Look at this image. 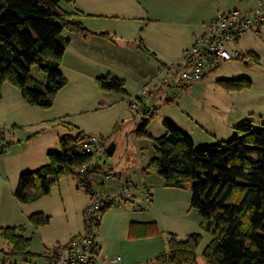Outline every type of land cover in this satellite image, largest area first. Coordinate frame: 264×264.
Masks as SVG:
<instances>
[{
  "label": "rangeland",
  "instance_id": "obj_1",
  "mask_svg": "<svg viewBox=\"0 0 264 264\" xmlns=\"http://www.w3.org/2000/svg\"><path fill=\"white\" fill-rule=\"evenodd\" d=\"M250 1L246 0L242 9L253 6ZM260 30L259 34L247 33L239 44L236 42L228 44L227 49L230 53L234 55L236 52L234 49L237 47L241 51L240 55L212 70L208 78L193 83L188 90L177 89L175 99L170 104L163 105L166 106L163 107V112H167L175 119L186 118L189 121L196 119L193 120V124H196V129L202 132L210 131V128L204 124L206 122L198 118V115H203L213 123H216L214 120L221 122L232 118L239 123L238 126L252 123L255 130H261L264 124V21ZM250 50L256 51L261 56L259 63L249 58ZM109 71L110 68H106L102 73L106 77L109 74L113 75ZM33 75L38 81L46 83V74L38 67L33 68ZM237 79L251 81L252 87L243 91L228 92L218 83L220 80ZM126 83L130 84L126 86L129 94L131 93L129 99L125 97L127 95L111 92L108 104L102 106L103 109L97 110L99 108L95 109L88 105L84 112L71 114L69 122L74 125L63 122L56 124V120L53 119L57 108L52 111L31 105L22 107L21 115L16 120L0 121V135L5 137L0 144V264H46L47 255L60 243H66L79 231H85V212L91 199L89 192L84 188L85 184L77 176H64L53 187L50 195L32 203H21L14 196L21 175L46 165L48 153L61 151V139H75L78 136L80 132L76 126L82 127V130L91 135L89 138L96 137L105 142L103 152L95 157L92 171L94 175L106 174L112 169L117 176H123V181L129 177L131 182L134 181L137 187L143 189L146 176L143 164L146 165V162L156 154L150 138L137 136L136 130L143 124V119L140 115L133 114L134 111L129 105L132 97L137 95L142 86L137 89L134 79ZM4 85L0 99V118H4L7 109L13 106L8 104L11 94L5 93ZM13 88L19 92L16 87ZM96 88L102 90L100 87ZM84 92L83 95L93 101L97 97L95 86L85 89ZM119 95L123 102L118 100ZM249 111L256 114L252 113L250 117ZM74 119L77 123L73 121ZM152 121L153 126L157 128L163 126L161 116L153 118ZM118 123L121 125L120 130H117ZM113 143L117 144L118 149L113 156H110L107 150ZM204 147L207 146L197 145V149ZM42 158H46L45 164H41L42 166L38 164L40 167L33 165V162L41 163ZM155 176L156 181L160 180L162 184L164 183L157 173ZM117 181L118 179L115 181V188ZM106 182L109 183L108 180ZM153 184V206L140 192L130 190L132 194L138 195L140 203L143 204L141 205L143 209L138 211L132 208L134 203L122 200L121 194L119 195L117 191L113 192L116 197L115 202L101 213L99 229L100 237L106 243L109 258L147 257L155 260L157 256L154 253L159 256L168 251L170 234L176 235L180 240L187 239L192 233L202 234L203 241L198 250L200 252H203L212 241L211 234L202 228L203 218L199 211L191 207L190 186L168 188L158 182ZM38 212L50 216L51 223L36 228L30 222V216ZM136 217L156 221V227L151 228V232L148 231L147 237L139 239L131 237L129 228L131 221ZM127 221L128 226L125 227L123 224ZM7 227H16L19 234L31 238L30 251L36 256L25 259L9 255L11 245L1 236L2 228ZM145 238L147 240L140 241Z\"/></svg>",
  "mask_w": 264,
  "mask_h": 264
},
{
  "label": "trees",
  "instance_id": "obj_2",
  "mask_svg": "<svg viewBox=\"0 0 264 264\" xmlns=\"http://www.w3.org/2000/svg\"><path fill=\"white\" fill-rule=\"evenodd\" d=\"M73 1L0 0V99L2 86L9 83L30 105L43 109L54 106L58 93L68 83L61 62L70 40L62 34H93L77 21L78 13L60 7L63 2ZM100 35L108 37L106 33ZM138 47L156 59L142 39ZM249 58L260 61L254 53ZM34 67L46 74V83L34 77ZM97 81L104 92L127 94L126 83L118 77L108 75ZM218 83L229 92L252 87L247 79ZM155 116L156 112L149 120L143 118L137 129L139 138L153 141L156 153L144 172H156L168 188L190 186L191 207L202 216L203 230L212 235L203 252L207 264H264V124L261 130H255L252 123L241 125L234 137L197 149L194 141L170 121L164 123L163 136L152 137L147 129ZM88 139L83 132L75 139H61V151L49 154L46 165L21 175L15 198L25 204L35 202L50 195L60 179L68 175L87 182L96 157L85 150ZM85 165L88 174L82 176L77 171ZM30 222L40 228L49 225L51 217L38 212L30 216ZM155 225L133 223L130 235L147 237ZM1 236L11 245L9 255L26 259L36 256L30 251L32 239L19 234L18 228H2ZM202 241L200 233H192L185 240L170 234L168 252L147 264H197Z\"/></svg>",
  "mask_w": 264,
  "mask_h": 264
},
{
  "label": "crops",
  "instance_id": "obj_3",
  "mask_svg": "<svg viewBox=\"0 0 264 264\" xmlns=\"http://www.w3.org/2000/svg\"><path fill=\"white\" fill-rule=\"evenodd\" d=\"M245 1L246 0H75L71 3H61L60 7L63 10L78 13L79 16L76 17L77 21L81 22L93 34H90L88 37H83L69 31H65L62 34V38H68L70 40L61 62V68L68 83L65 88L58 93L55 104L51 108L52 111L57 108V111L54 112L55 118L53 120H56V124L63 122L74 125L72 122H69V118L72 116L71 114H75V112L79 111L84 112L88 105L95 109L99 108L97 110L103 109L102 106L105 107L108 104L107 101L110 99L109 94H111V92H102V90L100 91L96 88L100 87L97 79L99 77H106L104 76L105 74L102 73L104 69L110 68L109 72L125 83L134 79V84H136V88L139 89L141 86L154 79L165 67L181 63L185 59L187 50L193 46L195 37L203 34L206 31L207 24L211 21L230 12L232 9H238L242 13H251L256 11L264 0H249L253 6L242 9V5ZM261 26L259 27L260 33ZM102 33L108 34V37L101 36L100 34ZM248 33L255 32L252 31ZM246 34L239 38L236 43L239 44V41ZM140 39L143 40L148 50L156 56V59L145 54L138 47ZM234 51L238 52L240 55L241 51H239L237 47H235ZM248 53H254L260 56L254 50H250ZM208 75L206 78L209 77ZM127 84L129 83H126V86ZM91 86H95V95L97 97L94 101L83 95V93H85L84 90L89 89ZM189 87H184V89L188 90ZM3 89L5 93L11 94L8 104H13V106L7 109L4 118H0V121L16 120L21 115V111L23 110H21V108L29 107L30 104L24 99L21 92L16 91L10 84H5ZM126 95L125 97L127 99L131 97V93L129 94L128 90ZM118 100L123 102L121 97L118 98ZM114 102H116V100H114ZM165 104L169 103L162 102L155 116L156 118L161 116L163 126L160 125L157 128L153 126L154 123L152 121L147 129L149 134L154 138L161 137L166 133L164 123L170 121L186 133L194 141L197 148V145L209 146L220 141L228 140V138L234 136L237 128L240 127L237 125L239 123L232 118H224L225 120L221 122H219V120H214L216 123H213L203 115H198V118L206 122L204 124L210 128V131L207 130L206 132H202L196 129V124H193V120L196 119H192L191 121L186 118L175 119V117H171L167 112H163V107H166L163 106ZM24 109L27 110L28 108ZM252 113L255 112L249 111L250 117ZM140 118H142V116ZM75 120L76 119L73 121L77 123ZM240 120H238V122H240ZM246 120L248 119L246 118ZM117 125V130H120L121 125L119 123ZM76 127L79 129V132L88 135L85 130H82V127ZM89 136L91 135H88V137ZM0 140H5V137L0 135ZM115 146L116 148L113 155L118 149L117 144H115ZM47 156L49 162V153ZM142 156L145 157V154L142 153ZM45 161H47L46 158H42L40 161L41 163L33 162V165L39 166L45 164ZM149 161L146 162V165L143 164V171H145ZM155 175L156 172L146 174L143 189L137 187L134 181L131 182L129 177H126V180L123 181V176H117L116 172L112 169L106 174L95 173L94 175V173H90L89 177L103 187V189L99 188L112 199L113 203L116 198L114 197V191L122 195L126 190H135L140 192L142 196H144L145 191H149L152 194L150 203H152L151 205L153 206V183L158 182L162 184L160 180L156 181L157 178ZM117 179L118 189L115 188V181ZM106 180H108L109 183L106 182ZM162 185L165 186V182ZM113 187L114 189H112ZM134 187L136 189H134ZM133 195L134 199L132 202L134 205H143L140 203L138 195ZM121 199L123 200V198ZM141 208L143 209L142 206ZM155 222L156 221L153 219L136 217L131 221V225L133 223L150 224ZM123 225L127 227L128 221ZM100 227L101 223L99 229ZM99 229L98 241L102 247V256L110 259L107 253L106 243L100 237ZM83 233V230L79 231L77 234L73 235L71 239ZM145 240L147 239H141L140 241ZM68 242L60 243L59 246L65 245ZM203 252L198 251L197 264H207L203 257ZM156 254L157 253H154V255L158 257ZM49 259L50 256L48 255L46 264H48ZM153 260L154 259H147V257L143 259L125 258L123 259V264H147Z\"/></svg>",
  "mask_w": 264,
  "mask_h": 264
},
{
  "label": "built area",
  "instance_id": "obj_4",
  "mask_svg": "<svg viewBox=\"0 0 264 264\" xmlns=\"http://www.w3.org/2000/svg\"><path fill=\"white\" fill-rule=\"evenodd\" d=\"M264 21V1L260 7L251 13H242L238 9L219 16L206 26L203 34L195 37L193 46L187 50L185 59L165 67L150 82L142 86L137 95L132 98L130 107L136 115L144 119H151L162 102L173 101L176 90L189 87L193 83L202 81L214 69L226 61L239 56L228 51L227 45L237 42L244 34L254 31L259 34V27ZM0 144L2 141L0 140ZM105 147L104 140L90 137L85 146L86 152L100 155ZM82 176L88 174L85 165L77 171ZM84 188L90 194V204L85 212L86 229L83 234L73 237L67 244L58 246L50 254L48 264H123V258L116 256L110 259L102 256V247L98 241V229L102 210L112 199L87 178ZM82 182V181H81ZM126 201L132 202L134 195L124 191L121 195ZM147 201L152 200L149 191L144 192ZM133 203V202H132ZM133 209L141 210V206L134 205Z\"/></svg>",
  "mask_w": 264,
  "mask_h": 264
},
{
  "label": "water",
  "instance_id": "obj_5",
  "mask_svg": "<svg viewBox=\"0 0 264 264\" xmlns=\"http://www.w3.org/2000/svg\"><path fill=\"white\" fill-rule=\"evenodd\" d=\"M115 148H116L115 144L111 145V146L108 148V153H109L110 155H113V153H114V151H115Z\"/></svg>",
  "mask_w": 264,
  "mask_h": 264
}]
</instances>
